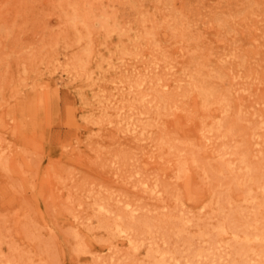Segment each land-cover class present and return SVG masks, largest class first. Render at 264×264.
<instances>
[{
    "label": "rangeland",
    "instance_id": "374dc122",
    "mask_svg": "<svg viewBox=\"0 0 264 264\" xmlns=\"http://www.w3.org/2000/svg\"><path fill=\"white\" fill-rule=\"evenodd\" d=\"M160 256L264 264V0H0V264Z\"/></svg>",
    "mask_w": 264,
    "mask_h": 264
},
{
    "label": "bare ground",
    "instance_id": "6f19581e",
    "mask_svg": "<svg viewBox=\"0 0 264 264\" xmlns=\"http://www.w3.org/2000/svg\"><path fill=\"white\" fill-rule=\"evenodd\" d=\"M129 121H127L128 123ZM132 126V125H131ZM136 126V125H135ZM136 128V127H135ZM130 131V130H129ZM233 234L230 236L232 238H236L237 237V233L236 232H232ZM124 237L127 238V240H130V237H129V233L124 231L123 233ZM246 239H248V237L246 236ZM158 262H156V264H162V262L165 261V258L163 259V256H160L157 258ZM160 261V262H159Z\"/></svg>",
    "mask_w": 264,
    "mask_h": 264
}]
</instances>
